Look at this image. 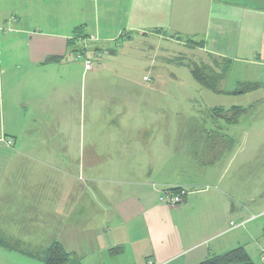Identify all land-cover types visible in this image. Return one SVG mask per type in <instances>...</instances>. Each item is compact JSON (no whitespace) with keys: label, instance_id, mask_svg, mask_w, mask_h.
Listing matches in <instances>:
<instances>
[{"label":"crops","instance_id":"obj_1","mask_svg":"<svg viewBox=\"0 0 264 264\" xmlns=\"http://www.w3.org/2000/svg\"><path fill=\"white\" fill-rule=\"evenodd\" d=\"M89 1L92 7L82 0H0V132L15 140L12 148L0 147V235L8 242L0 245V264H45L43 252L54 241L81 264H199L240 246L264 264L257 144L240 145L224 132L206 165L198 149L164 150L171 112L153 98L81 110L88 126L61 127L55 139L42 137L39 127L5 125L22 115L76 117L75 97L88 72L94 88L105 82L97 76L102 69L85 68L82 55L106 47L75 48L85 40L74 35L81 25L84 34L91 27L86 39L113 41L114 59L132 39H163L154 29L203 40V51L233 60L230 74L243 75L237 86L257 81L264 88V0ZM53 55L63 60L45 63ZM243 107L240 120L258 108L255 116L264 121V94ZM208 116L219 131L240 121ZM190 118L189 133L207 128L203 115ZM68 150L73 160L65 161ZM117 154L121 165L114 164ZM138 157L140 166L128 165ZM172 188L185 191L181 204L164 201Z\"/></svg>","mask_w":264,"mask_h":264},{"label":"rangeland","instance_id":"obj_2","mask_svg":"<svg viewBox=\"0 0 264 264\" xmlns=\"http://www.w3.org/2000/svg\"><path fill=\"white\" fill-rule=\"evenodd\" d=\"M82 1L84 7H92L91 1ZM107 19L110 20L111 17H107ZM100 21L102 26L107 23V20L102 17ZM85 32L91 33V27H87ZM160 34L164 36L163 39L158 37L135 38L124 43L123 48L118 52L119 57L116 59L109 54L110 50L108 52V44H112L113 41L99 42L98 40L93 41L90 39L78 40L75 44V48L85 47V44L89 47L91 46L93 49L100 45L106 47L103 49L99 47V49L95 51H88L85 55H82L83 61H85L87 57L96 59V55L100 51L102 58L100 62L96 64L94 70L96 71L98 68L102 69L98 72L97 76L100 75L101 79L105 80V82L94 88L92 84L90 85L89 83L90 78L95 76V74L93 71L88 72L89 80L83 87L85 91H83L80 86V92L75 97L74 101L79 110V112L77 110L78 115L76 117L67 116L66 118L56 120L45 118L39 121H33L34 119L32 118H23L24 115H22L15 116L16 119L12 121L13 123H7L5 125L9 127L12 126L17 130H23L24 127L34 130V128L39 127V130L43 133L42 137L55 139L61 127L66 128L67 126L77 125L76 127H78L79 130L81 128V130H83L85 126H88V121H86L85 115L81 110L86 111L90 107L100 106L111 108L118 104L119 107H121L125 103H143L153 98L155 101L161 102L159 106H162L160 109L162 112H171L168 114V116L171 117V134H169V139L168 142H166L164 150H168L169 148V151L178 152L180 150L198 149L204 152V156L200 157L199 160L202 164L206 165L208 164L206 160L214 157L216 153L214 151L216 149L214 145L218 142L221 143V134L225 132L228 135L230 134L236 142L239 141L240 145L257 144V150L260 151L257 155L258 164H264V157L262 156V152H264V121H262L263 116H255L258 108L250 110L246 116H243L237 126L232 128V131H227L226 128L224 131L214 130V128L210 126L214 123V119L208 116V114L213 115L211 112L213 108L223 104L227 108L230 107V105H247L252 99H255L256 96L263 95L264 88H256L244 94H232L227 92L217 93L199 85L193 78V75H191L189 67L176 63V61L178 62L179 56L181 57L180 59L184 58L187 61L204 59L206 62H209L210 60L205 55L203 49L199 48V44L196 42L186 39L187 37L181 38L180 40L169 33ZM86 41H88V43H85ZM99 63L102 65L100 66ZM107 76L110 77V79L106 81ZM122 76L130 77L131 81L127 82L123 80ZM146 77H149L150 80L146 79ZM240 77L243 78V75L234 70L233 73L223 81V90L233 91L238 87L235 79L238 80ZM146 87H155V92L151 94L150 90ZM117 91L118 95L114 96V93ZM80 112L83 114L82 116ZM199 115H203V117L207 119V122H201L203 125L207 124V128L205 130L197 129V132L194 131L189 133L187 128L190 122L194 120L190 117H197ZM250 127L253 130H251ZM210 129H213V131ZM0 133H2V135L4 134V132ZM242 139L244 141H242ZM1 140L5 141V139H0V141ZM7 142L8 143H5L3 147L11 146L8 140ZM258 143H260V147H258ZM84 149L87 150L86 147ZM73 155L71 150L64 151V156L66 157L65 161L73 160ZM113 158H118L114 161V164H122L121 161L123 162V156L117 154V156H113ZM0 161H2V158H0ZM125 161L126 156L124 155V164ZM130 163L140 166L141 160L138 157L136 160L129 162L128 165ZM24 164L25 160L18 159V165ZM261 170V172H264V165L261 167ZM259 184L261 192L264 191V176L260 177ZM54 234L55 232L53 235ZM50 239H53V236H50Z\"/></svg>","mask_w":264,"mask_h":264},{"label":"trees","instance_id":"obj_3","mask_svg":"<svg viewBox=\"0 0 264 264\" xmlns=\"http://www.w3.org/2000/svg\"><path fill=\"white\" fill-rule=\"evenodd\" d=\"M83 25L77 27L74 30V35L76 40L79 38L86 39L89 34L87 33H80L79 31L83 30ZM154 31L158 33H167L166 31L162 29H154ZM173 37H177L181 40V38H184L183 36L179 34H171ZM186 39H189L190 41L196 42L199 48H204L205 41L203 40H196L193 37H187ZM71 43L73 40H70ZM198 41V42H197ZM197 47V48H198ZM114 49V48H113ZM100 52V51H99ZM205 52V51H204ZM83 54V53H81ZM205 55L209 58V62H206L204 59H199L198 61L195 60H185L180 59L181 57L178 56V62L181 65H185L189 67L191 75H193V78L196 80V82L199 85H202L206 87L207 89H210L217 93L227 92V93H238V94H244L245 92H249L252 90H255L256 88L262 86L263 83L260 82H250V81H244V82H238V87H236L233 91H226L222 88L223 81L229 77L230 72L233 67V60L223 57V56H217L214 55L211 52H205ZM88 58V57H87ZM86 58V60H87ZM63 60L62 57L59 56H50L47 57L45 60V63L53 62V61H61ZM85 60V61H86ZM98 64V63H97ZM150 80V78L148 79ZM246 111V107L239 105H234L231 108H226L224 106H216L211 110L213 116L219 120H225L226 123H235L240 120V116L244 114ZM197 132V131H196ZM220 135V134H219ZM5 139V141H0V147L5 145L8 141H11L12 144L11 147L14 145L15 140L14 138L9 137L5 133L2 135L0 133V139ZM222 138V136L220 137ZM205 145V144H204ZM211 158V157H210ZM169 191H173L174 193L181 191L180 188H172V189H166ZM184 194L185 191H182ZM264 235V232H263ZM0 245L6 246L8 245V242L6 239L2 238L0 235ZM45 264H81L80 260L76 259L74 254L72 255L66 248H64L63 244L54 241L52 242L46 250L43 252L42 256ZM199 264H257L254 262V260L251 258L248 251H246L245 247L240 246L233 249H230L226 253L218 254V255H211L209 256L205 261L199 263Z\"/></svg>","mask_w":264,"mask_h":264},{"label":"built area","instance_id":"obj_4","mask_svg":"<svg viewBox=\"0 0 264 264\" xmlns=\"http://www.w3.org/2000/svg\"><path fill=\"white\" fill-rule=\"evenodd\" d=\"M96 56H97L96 59L89 58V57L87 58V60L85 61V68L92 69V67L94 65H96L98 62H100V60L102 58L101 53L98 52V54ZM146 79H149V77H146ZM9 143L12 144L11 141H9ZM163 199L165 202H167L170 205L181 204L184 201L183 194L174 193L173 191H169V190L164 191ZM262 260H264V253L262 256Z\"/></svg>","mask_w":264,"mask_h":264}]
</instances>
